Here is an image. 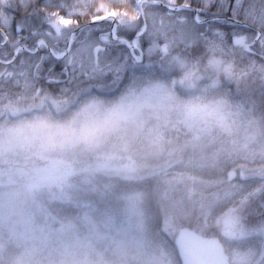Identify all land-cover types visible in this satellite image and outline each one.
<instances>
[{
    "label": "rangeland",
    "instance_id": "1",
    "mask_svg": "<svg viewBox=\"0 0 264 264\" xmlns=\"http://www.w3.org/2000/svg\"><path fill=\"white\" fill-rule=\"evenodd\" d=\"M150 1L99 8L143 28ZM127 57L106 53L97 74L114 80L74 107L41 98L0 120V264H181L185 226L219 236L232 264H264V222L244 218L264 204V105L222 87L183 97L179 79L135 72L115 94Z\"/></svg>",
    "mask_w": 264,
    "mask_h": 264
},
{
    "label": "trees",
    "instance_id": "2",
    "mask_svg": "<svg viewBox=\"0 0 264 264\" xmlns=\"http://www.w3.org/2000/svg\"><path fill=\"white\" fill-rule=\"evenodd\" d=\"M134 1L49 0L48 10L54 12L56 5L63 4L68 11L76 14L72 19L79 20L80 25H83L92 15L101 13V3H105L109 9L130 10ZM160 1L169 3L168 0ZM170 1L176 7L185 3V0ZM25 2L38 6L45 4V0ZM145 5L149 9H155L158 16L156 19L148 16V27L143 36V60L136 62L133 58L129 60V56L124 60L123 78L115 94L121 91L130 75L135 72L156 75L168 81L179 79L176 91L183 97L198 95L205 88L222 87L229 88L232 97L238 99L245 108L251 107L255 102L264 105V40L259 43L255 41L251 45V51L243 48L244 43L238 44L235 40L238 36H244L246 42H253L252 37L258 33L257 30L264 34V0H190V7L200 9L198 13L190 9L184 12L171 11L161 3ZM7 9L8 3L0 2V11ZM63 14L61 10V15ZM197 15L203 22L196 21ZM158 17L164 23L159 22ZM231 18L237 21H232ZM121 25L128 33L141 29L140 24L134 28L126 23ZM108 53L116 54L114 50ZM81 63L88 71L85 76L80 74ZM101 67L102 62L101 65L94 66V61L84 63L78 58L75 65L69 67L68 78L66 73L58 85L47 86L19 75L15 68L0 64V120L10 111L31 112L35 106H41L38 103L41 98L50 101L66 99L74 102L71 106L74 107L76 95L77 101L81 102L90 84H108L114 80L112 69L107 70L109 75L101 80L97 74ZM117 76L119 78L118 74ZM204 189H200L201 193ZM211 190L212 188L204 190L203 194ZM259 203L256 213L252 207L250 210L246 209L248 214L244 215L249 224L257 227L264 222V204Z\"/></svg>",
    "mask_w": 264,
    "mask_h": 264
},
{
    "label": "snow or ice",
    "instance_id": "3",
    "mask_svg": "<svg viewBox=\"0 0 264 264\" xmlns=\"http://www.w3.org/2000/svg\"><path fill=\"white\" fill-rule=\"evenodd\" d=\"M0 2L8 3L7 11H0V64L47 86L58 85L69 67L78 58L82 61L84 53H94V66H99L106 53L113 50L118 56L128 55L131 59L143 49V32L137 29L128 33L102 10L81 27L79 20L72 19L76 14L63 4L56 5L53 12L48 10L49 0L39 6L25 0ZM189 7L190 0H185L171 11L184 12ZM252 39L259 43L264 34L258 32Z\"/></svg>",
    "mask_w": 264,
    "mask_h": 264
},
{
    "label": "water",
    "instance_id": "4",
    "mask_svg": "<svg viewBox=\"0 0 264 264\" xmlns=\"http://www.w3.org/2000/svg\"><path fill=\"white\" fill-rule=\"evenodd\" d=\"M163 5L169 9H173V7L166 4ZM139 9L140 13L145 16L143 8L140 6ZM191 9H193L195 13H198L200 10L199 8ZM231 20L237 21L232 18ZM83 25H81V27ZM78 31L79 28H76V32ZM144 31L145 29L142 32ZM176 247L182 264H230L229 257L219 237L201 235L190 227H182L179 230L176 237Z\"/></svg>",
    "mask_w": 264,
    "mask_h": 264
},
{
    "label": "flooded vegetation",
    "instance_id": "5",
    "mask_svg": "<svg viewBox=\"0 0 264 264\" xmlns=\"http://www.w3.org/2000/svg\"><path fill=\"white\" fill-rule=\"evenodd\" d=\"M69 76H70V72L68 71V72H67V78H68ZM60 81H62V80H60Z\"/></svg>",
    "mask_w": 264,
    "mask_h": 264
},
{
    "label": "bare ground",
    "instance_id": "6",
    "mask_svg": "<svg viewBox=\"0 0 264 264\" xmlns=\"http://www.w3.org/2000/svg\"><path fill=\"white\" fill-rule=\"evenodd\" d=\"M241 24L243 23V22H240ZM246 24V23H245ZM246 25H248V27L250 26L249 24H246Z\"/></svg>",
    "mask_w": 264,
    "mask_h": 264
}]
</instances>
